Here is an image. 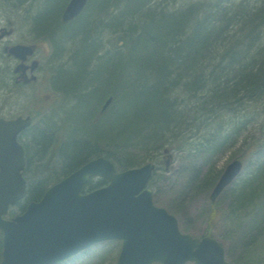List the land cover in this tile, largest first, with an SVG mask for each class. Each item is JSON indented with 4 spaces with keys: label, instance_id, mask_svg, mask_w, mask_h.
Returning <instances> with one entry per match:
<instances>
[{
    "label": "trees",
    "instance_id": "1",
    "mask_svg": "<svg viewBox=\"0 0 264 264\" xmlns=\"http://www.w3.org/2000/svg\"><path fill=\"white\" fill-rule=\"evenodd\" d=\"M66 1L0 0V9L23 14L28 31L50 42L54 89L72 103L27 130L29 183L20 210L91 158L103 155L126 169L151 160L168 141L176 143L190 124L180 118L178 90L188 98L207 90L193 120L227 106L237 93L248 100L264 97V0H240L236 9L231 0H206L171 11L157 0H88L82 14L64 24L60 12ZM232 30L231 37L239 38L212 63ZM11 63L0 46V90L10 97L22 87ZM108 95L111 107L95 121L96 105ZM219 133L217 128L203 136L206 145L189 149L183 163L191 165L197 152L212 158L232 135ZM259 166L264 170V161ZM106 182L90 179L84 189ZM153 182L152 176L149 185ZM263 216L261 211L251 228ZM216 219L211 212L208 224ZM1 250L0 233V258Z\"/></svg>",
    "mask_w": 264,
    "mask_h": 264
},
{
    "label": "water",
    "instance_id": "2",
    "mask_svg": "<svg viewBox=\"0 0 264 264\" xmlns=\"http://www.w3.org/2000/svg\"><path fill=\"white\" fill-rule=\"evenodd\" d=\"M86 2L69 0L62 21L78 15ZM4 34L5 30L0 29V37ZM4 50L24 61L34 48L13 44ZM26 67L21 63L16 70ZM111 99V96L106 98L99 114L105 112ZM30 122V116L0 117V230L3 232L0 264H58L97 242L113 239L121 241L116 264L189 261L230 264L225 259L224 247L214 237L182 232L176 217L153 202L148 187L155 170L151 162L117 170L109 159L96 157L51 185L38 201L29 202L22 213L4 218L9 205L26 193L22 176L24 151L16 136ZM170 157L168 153L166 165ZM241 168L239 159L227 164L211 190V200L216 199ZM91 176L103 177L107 183L82 192Z\"/></svg>",
    "mask_w": 264,
    "mask_h": 264
},
{
    "label": "rangeland",
    "instance_id": "3",
    "mask_svg": "<svg viewBox=\"0 0 264 264\" xmlns=\"http://www.w3.org/2000/svg\"><path fill=\"white\" fill-rule=\"evenodd\" d=\"M157 1L160 5H167V10L171 11L206 0ZM231 1V8L236 9L240 0ZM24 6L28 7L27 4ZM22 17L23 14L20 13L9 16L0 9V29L7 31L6 36L0 38V46L3 48L5 44L36 43L37 50L29 59L36 60L39 64L34 72L38 81L23 85L11 97V93L4 94L0 90V116L10 118L19 114L26 115L41 107L45 111L35 119V123H41L49 114L55 115V110L62 111L72 103L56 96V107L50 106L53 91L51 79L55 66L53 63L56 60L52 59L53 48L47 40L39 39L34 32H29ZM231 28L236 29L231 26L229 30ZM232 34L233 30L222 37L226 39L225 44L219 43L216 47V58L212 63L219 60L229 41L233 43L239 38V33L234 37H231ZM62 57L58 59L61 61ZM11 65L13 68L14 61ZM210 69L209 67L205 72ZM48 84L50 86L47 89ZM177 94L183 103L179 107L182 113L180 118L190 124L180 132V139L176 143L172 145L168 141L161 150L155 152L151 160H147L157 165L151 186L154 203L173 214L183 232L200 236L209 230L225 247L231 264H264V216L258 226L251 228L257 216L264 211V170L261 171L259 166L264 161V97L248 100L242 93H237L227 106L193 120L192 114L208 96L207 90L197 93L193 98H188V93L179 90ZM217 128L221 134L232 131V135L226 137L224 146L210 159L204 153L197 152L196 156H192L191 165L184 164L183 157L189 153V149L198 147L200 143L206 145L203 136L214 133ZM165 148L171 154L167 167L164 164ZM235 158L242 161V171L215 201H211L209 195L214 183L226 165ZM189 180L193 182H188ZM213 211L217 219L213 225H209V217ZM120 247V240L101 241L59 264H116Z\"/></svg>",
    "mask_w": 264,
    "mask_h": 264
},
{
    "label": "flooded vegetation",
    "instance_id": "4",
    "mask_svg": "<svg viewBox=\"0 0 264 264\" xmlns=\"http://www.w3.org/2000/svg\"><path fill=\"white\" fill-rule=\"evenodd\" d=\"M64 7L65 6H63V8H62V11L60 12V21H61V15H62V12H63V9H64ZM83 12V11H82ZM82 12L78 15V16H80L81 14H82ZM78 16L77 17H75V18H72L71 20H69V21H67V22H65L64 24H69L70 22L72 23L76 18H78ZM62 22V21H61ZM49 42V41H48ZM50 43V42H49ZM32 44V43H31ZM35 48H36V50H37V47H38V45L36 44V43H34V44H32ZM55 50V49H54ZM32 60H28V62L30 63ZM36 61V60H35ZM15 64H14V71H15V68H16V64L18 65V61H15L14 62ZM36 65H34L35 66V69H34V72L37 70V68H38V66H39V64H38V62L36 61V63H35ZM32 73V71L30 72V68H26V69H23V68H19V70L17 71V75H20V76H22V78H18V79H21V81L20 82H17L18 84H21V85H26V84H33V83H35V82H37L38 81V78H37V75H36V78L34 79V80H31V81H24V80H27V78H26V75L28 74V75H30ZM17 75H15L14 76V79H16V77H17ZM53 78H54V73H53V75H52V79H51V88H52V90L53 91H51L52 92V103L50 104V106L52 105V106H54V107H56V100H55V98H56V96H58V99H60V97L65 101L66 100V97H65V95H64V92L62 91V90H55L54 89V85H53V83H52V80H53ZM49 84H48V86H46V88L48 89L49 88ZM55 93H58L57 95L55 94ZM108 96H111V95H108ZM107 96V97H108ZM106 97V98H107ZM106 98H104L101 102H99V103H97V105H96V109L94 110V118H95V116H96V114L98 113V111H99V109H100V107H101V105L103 104V102H104V100L106 99ZM56 101V102H55ZM112 104V103H111ZM111 104H110V106H109V108L108 109H110V107H111ZM49 106V107H50ZM41 108V107H40ZM40 108H39V110H40ZM97 120V119H96ZM95 120V121H96ZM26 139H27V130H23L22 132H20L19 133V135H18V140L23 144H25L26 143ZM23 144V146H25ZM26 151V150H25ZM24 151V153H25V157H26V152ZM24 172V171H23ZM25 175V174H24Z\"/></svg>",
    "mask_w": 264,
    "mask_h": 264
},
{
    "label": "bare ground",
    "instance_id": "5",
    "mask_svg": "<svg viewBox=\"0 0 264 264\" xmlns=\"http://www.w3.org/2000/svg\"><path fill=\"white\" fill-rule=\"evenodd\" d=\"M68 1H69V0H67V1L65 2V4L68 3ZM86 3H87V2H86ZM62 13H63V12H62ZM61 21H62V15H61ZM62 22H63V21H62ZM63 23H65V22H63Z\"/></svg>",
    "mask_w": 264,
    "mask_h": 264
}]
</instances>
